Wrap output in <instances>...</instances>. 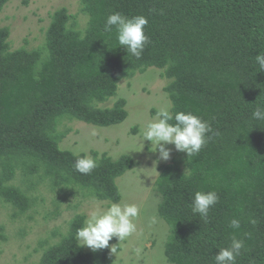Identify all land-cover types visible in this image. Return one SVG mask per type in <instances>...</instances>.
Wrapping results in <instances>:
<instances>
[{"label":"trees","instance_id":"obj_1","mask_svg":"<svg viewBox=\"0 0 264 264\" xmlns=\"http://www.w3.org/2000/svg\"><path fill=\"white\" fill-rule=\"evenodd\" d=\"M9 1L0 0V12ZM79 2L89 17L85 30L76 27L67 8H59L41 47L12 50L10 29L0 25V201L24 213L34 204L32 185L47 180L52 189H86L98 200L120 202L117 178L135 159L92 150L98 167L82 174L74 164L88 154L60 147L69 132L61 125L66 119L98 126L123 122L126 98L101 103L117 96L120 81L156 67L169 79L171 112L198 115L219 133H208L212 139L199 154L178 151L159 166L154 190L158 215L170 226L167 260L215 264L219 249L235 237L245 245L236 264H264V121L252 117L264 105V71L255 61L264 53V0ZM114 12L148 19L151 42L139 59L118 44L115 28L105 31ZM18 171L26 188L13 183ZM197 191L219 197L207 218L192 211ZM234 218L239 229L230 227ZM85 221L77 213L33 264H114L111 250L118 238L106 248L86 250L76 239Z\"/></svg>","mask_w":264,"mask_h":264},{"label":"rangeland","instance_id":"obj_2","mask_svg":"<svg viewBox=\"0 0 264 264\" xmlns=\"http://www.w3.org/2000/svg\"><path fill=\"white\" fill-rule=\"evenodd\" d=\"M62 7L74 16L72 21L76 27L85 30L89 17L82 12L79 0H10L0 12V25L10 29L11 49L43 46L51 14ZM168 81L163 70L156 67H149L143 73L120 81L117 96L101 103V106L112 105L118 97L126 98L129 114L121 123L98 126L66 119L61 125L69 128L60 143L62 149L85 152L89 156L92 150H97L114 158L128 154L135 159V166L118 177L116 182L122 193L118 203L136 204L140 208L134 221L137 231L125 240L118 239V247L113 245L111 257L114 264H172L164 252L170 226L158 215L160 198L154 186L159 166L170 162L178 151L174 145H167L171 152L165 161L159 159V152L151 142L137 143L142 139V126L151 121L160 108L168 107L171 111V100L165 90ZM24 179L18 171L13 183L26 188ZM32 186L29 192L34 204L24 213L16 214L17 209L11 203L0 201V264L35 263L47 243L58 241L68 230L69 221L77 213L85 214L87 219L90 211L97 208L107 210L112 204L92 197L86 189L75 192L65 188L52 189L47 180ZM84 248L92 250L88 246Z\"/></svg>","mask_w":264,"mask_h":264},{"label":"clouds","instance_id":"obj_3","mask_svg":"<svg viewBox=\"0 0 264 264\" xmlns=\"http://www.w3.org/2000/svg\"><path fill=\"white\" fill-rule=\"evenodd\" d=\"M148 19L143 15L131 18L120 12L109 15L105 23V31H116L117 42L123 46L127 53H131L139 59L151 41L145 34V26ZM255 61L260 71H264V53L255 56ZM252 117L255 120L264 121V105H257ZM175 123H170V121ZM218 136V132H213L210 124L198 115L191 112L179 111L173 114L168 107H162L156 116L142 126L140 142H151L155 151L159 152V159L168 160L171 150L167 145H174L179 152L186 153L189 157L200 153L212 136ZM143 145V144H142ZM159 161H157L158 163ZM98 167V160L89 155L80 156L74 164L76 171L82 174H89ZM219 200L215 191H197L192 200V211L201 217L207 218L209 209ZM140 208L136 204L112 203L107 210L99 208L90 211L84 226L76 231V239L83 246H88L93 250L108 247L109 241L116 237L125 240L137 231L134 222L139 216ZM152 222H155L154 219ZM255 223V220L252 221ZM241 226L239 219H232L230 227L239 229ZM244 241L233 237L228 247L219 249L215 255V264H236V257L241 255L244 249ZM139 249H137V254Z\"/></svg>","mask_w":264,"mask_h":264}]
</instances>
